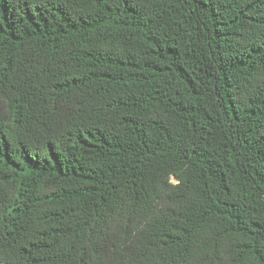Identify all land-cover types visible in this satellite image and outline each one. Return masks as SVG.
I'll return each mask as SVG.
<instances>
[{
  "label": "trees",
  "instance_id": "16d2710c",
  "mask_svg": "<svg viewBox=\"0 0 264 264\" xmlns=\"http://www.w3.org/2000/svg\"><path fill=\"white\" fill-rule=\"evenodd\" d=\"M0 264H264V0H0Z\"/></svg>",
  "mask_w": 264,
  "mask_h": 264
}]
</instances>
